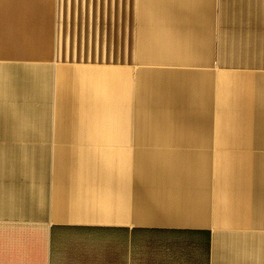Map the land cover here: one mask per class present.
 <instances>
[{"label": "crops", "instance_id": "1", "mask_svg": "<svg viewBox=\"0 0 264 264\" xmlns=\"http://www.w3.org/2000/svg\"><path fill=\"white\" fill-rule=\"evenodd\" d=\"M0 264H264V0H0Z\"/></svg>", "mask_w": 264, "mask_h": 264}]
</instances>
